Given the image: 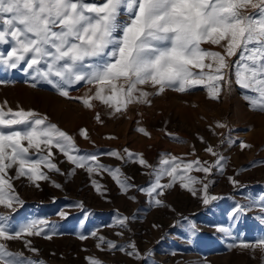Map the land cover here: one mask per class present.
I'll return each instance as SVG.
<instances>
[{
    "label": "snow or ice",
    "instance_id": "1",
    "mask_svg": "<svg viewBox=\"0 0 264 264\" xmlns=\"http://www.w3.org/2000/svg\"><path fill=\"white\" fill-rule=\"evenodd\" d=\"M0 69L22 72L37 83L50 85L62 97H69L68 90L74 85H91L89 93L76 99L88 108L94 107L92 101H99L115 112L130 103H150V95L169 89L184 93L204 87L209 98L217 99L221 82L231 90L234 70L235 83L256 94L244 95L250 110L264 113V0H0ZM225 70L229 73L227 80ZM146 86L155 91H145ZM138 131L148 135L142 128ZM79 134L87 138L86 130L80 129ZM240 147L250 145L241 142ZM53 149L90 175L107 171L122 192L130 187L121 179L119 168H106L95 154H78L73 136L49 123L47 117L31 110L9 108L5 112L0 108V206L15 213L16 206L23 204L13 179L26 178L39 187V181L49 180L44 169L61 173ZM205 151L218 155L212 146ZM109 154L123 159L117 152ZM132 158L128 153V159ZM222 159L208 165L199 159L184 162L165 153L159 166L152 167L138 157L139 165L151 168L154 178L147 188L139 190L162 206L158 197L179 182V187L193 196L202 193V205L209 206L221 197L210 195L208 183L189 173L207 176L212 168L222 170ZM12 170L15 177L10 175ZM165 177L168 182L162 183ZM228 179L234 188L240 187L239 181ZM198 184L199 190L195 187ZM53 186L61 187L58 183ZM92 186L101 191L95 180ZM246 199L247 204L237 203L229 212L230 219L237 220L258 205L264 225V193ZM72 207L82 209L83 204L66 206ZM56 215L64 220L70 212L61 209ZM183 219L187 220L189 234H194L196 223ZM126 221L127 217L118 218L116 224L124 227ZM49 230L54 231L45 219H32L13 228L11 216L0 213V264H42L10 251L4 242L24 240L25 247L36 252L27 238L43 235L51 239L46 235ZM216 230L231 235L227 227L217 226ZM91 236L98 239V249L105 243L110 251L118 247L96 231ZM87 238L79 236L81 240ZM240 246L250 247L247 243ZM251 247L264 252V238ZM119 250L125 249L119 246ZM86 259L88 264H102L94 257Z\"/></svg>",
    "mask_w": 264,
    "mask_h": 264
},
{
    "label": "rangeland",
    "instance_id": "2",
    "mask_svg": "<svg viewBox=\"0 0 264 264\" xmlns=\"http://www.w3.org/2000/svg\"><path fill=\"white\" fill-rule=\"evenodd\" d=\"M228 77L225 70V80ZM231 79V90L221 82L217 99L209 98L204 87L184 93L169 89L150 95V103H130L115 112L99 101H92L94 107L88 108L76 99L89 93L91 85H74L68 90L69 97H62L50 85L37 83L22 72L0 69V108L5 112L9 108L31 110L47 117L49 123L73 136L78 154H95L106 168H119L121 179L130 185L122 192L107 171L90 175L53 149L54 162L61 173L44 169L49 180L39 181V187L26 178L13 179L23 204L16 206L15 213L0 206V213L11 216L13 228L32 219L47 220L54 231L46 235L52 238L28 237L36 252L28 250L24 240L5 241L8 249L42 264H88L89 257L102 264H264V252L251 247L264 238L259 206L237 220L228 215L237 203L247 204L249 195L258 197L264 193V113L250 110L244 95L256 94L235 83L234 70ZM144 90L155 91L150 86ZM141 128L148 135L138 131ZM80 129L86 130L87 138L79 134ZM241 142L250 147L241 149ZM209 146L217 156L205 151ZM113 151L123 159L111 156ZM128 153L133 154L131 160ZM165 153L184 162L199 159L208 165L222 157V170L212 168L207 176L189 173L208 183V193L221 199L203 206L202 193L198 191L193 196L177 182L158 197L163 205H155L139 190L147 188L154 178L151 168L139 165L137 158L143 157L148 165L158 167ZM10 175L15 177V171ZM229 177L239 181L240 187L234 188ZM93 180L102 186L101 191L92 186ZM161 182L167 183L168 178ZM54 183L61 187H54ZM195 187L199 190L201 185ZM78 203L83 204L82 209L66 208ZM61 209L70 212L67 219L56 215ZM123 217H127L126 225L119 227L116 221ZM184 217L196 223L194 234H189ZM217 226L229 228L231 235L217 231ZM93 231L114 242L117 249L108 250L107 243L98 249V239L91 236ZM80 235L88 238L81 240ZM241 243L250 247L243 248ZM119 246L125 250L120 251ZM128 252L136 255L129 256Z\"/></svg>",
    "mask_w": 264,
    "mask_h": 264
}]
</instances>
